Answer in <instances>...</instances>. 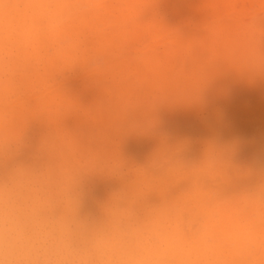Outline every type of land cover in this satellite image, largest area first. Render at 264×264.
Instances as JSON below:
<instances>
[{"label": "clouds", "instance_id": "9594fccd", "mask_svg": "<svg viewBox=\"0 0 264 264\" xmlns=\"http://www.w3.org/2000/svg\"><path fill=\"white\" fill-rule=\"evenodd\" d=\"M158 2L0 0V264H264V161L241 165L215 138L193 155L163 134L141 163L122 151L159 123L140 72L150 39L191 58L187 102L225 69L264 79V0L218 5L232 24L200 26L207 56ZM76 71L97 89L90 104L66 87ZM94 179L115 186L89 209Z\"/></svg>", "mask_w": 264, "mask_h": 264}, {"label": "bare ground", "instance_id": "6f19581e", "mask_svg": "<svg viewBox=\"0 0 264 264\" xmlns=\"http://www.w3.org/2000/svg\"><path fill=\"white\" fill-rule=\"evenodd\" d=\"M174 2L173 8L179 11V9L193 4L194 0H175ZM163 3L158 2L156 5V11L159 13L165 11V9H162L164 7ZM213 10L216 11L215 9ZM187 14L186 16H188ZM195 15L188 16L189 18L186 19V22L190 24L192 17L196 18L193 20H203L202 15H198V17H201L200 19L195 17ZM214 15L218 16V13H214ZM232 19L233 17L228 16L226 18L220 17L219 20L211 23H206V19L199 22L208 28L213 26L228 27L232 24ZM207 20L209 21V19ZM183 21L185 22L184 19ZM201 25L190 29L188 26L180 28L178 23V32L184 37H189V39H203L206 45L204 54L207 56L211 54L212 36L209 33H198ZM175 28L177 27L175 26ZM159 45L158 48H154V46L148 47L147 63L140 68L145 80V91L158 97L161 103L157 113L159 123L155 129L156 135H143L140 138V136L132 134L127 139L132 137L130 140L134 138L133 141L131 140L129 145L124 143V146L122 145L124 151L128 148L127 154H129V152L138 150L142 155L137 153V151V154L133 152V159L140 158V160L135 162L141 163L156 147L157 135L163 134L172 141L188 140L191 143L193 155L199 154L206 140L215 138L223 142L237 144L236 161L241 165L249 166L258 161H264V79L250 80L232 70L225 69L209 79L199 101L187 102V90L190 91L194 86L193 62L190 57L178 50L177 44L172 39H162ZM75 79V77H71L69 81H75ZM82 81L88 80L84 78ZM66 87L72 95L85 105L90 104L97 95V89L92 85L81 88L82 85L66 84ZM92 96L94 97L91 98ZM167 111L172 115H170L171 118L169 120H166L160 114L161 112L165 114ZM39 132V126H34L31 130V135L33 137L38 136ZM135 137L140 143L138 141L135 142ZM144 142L147 144L145 145ZM131 144H136L132 146L137 149L131 147ZM137 146L142 148L145 146L143 148L144 151L142 150L143 152H141V147L138 149ZM147 150L150 153H147ZM145 154L146 156L144 157L143 155ZM136 155H141L144 159L142 160L141 157H136ZM131 156L129 157L132 158L133 156ZM114 186L115 183L113 181L94 179L89 184L86 203L90 201L89 203L92 205L91 201L95 203ZM92 209H94V206Z\"/></svg>", "mask_w": 264, "mask_h": 264}, {"label": "rangeland", "instance_id": "374dc122", "mask_svg": "<svg viewBox=\"0 0 264 264\" xmlns=\"http://www.w3.org/2000/svg\"><path fill=\"white\" fill-rule=\"evenodd\" d=\"M163 1V0H162ZM161 0L159 1V3H163V2H165L166 3V6H165V3H163V5H164V7L162 8V9H165V11L164 12H162V13H159L158 11H156L157 13H158V16L161 18V20H162V22L168 27V28H171V29H174V30H179V28H178V23H179V27L180 28H185V27H189L190 29H193V28H195V26H197V25H201L200 24V22L199 21H205V19H206V23H211V22H214L215 20H219V18L221 17V18H226V17H232V11H231V9L229 10V8H223V7H217L218 5L219 6H222V5H231L232 3L233 4H244V3H246L247 2V0H194V3L193 4H190V5H188V6H186V7H183V8H181V9H179V11H178V9H174L173 7H174V1L175 0H164L163 2H162ZM214 1V2H213ZM220 1V2H219ZM231 2V3H230ZM169 3V4H168ZM171 3V4H170ZM214 3V4H213ZM218 3H220V4H218ZM218 4V5H217ZM167 5H168V7H167ZM172 6V7H171ZM202 6V7H201ZM211 6V7H210ZM214 6H215V8H214ZM202 8V9H201ZM207 8V9H206ZM191 11H190V10ZM209 9V10H208ZM212 9V10H211ZM213 9H215L216 11H214ZM219 9V10H218ZM220 10H221V13L219 14V12H220ZM224 10V11H223ZM198 11V12H197ZM203 11V12H202ZM179 12V13H178ZM181 12V13H180ZM186 12V13H185ZM187 12H188V14H187ZM218 13V16L217 15H214V13L215 14H217ZM224 12V13H223ZM227 12V13H226ZM184 13V14H183ZM195 13H197V15H195ZM204 13H205V15H204ZM168 14V15H167ZM186 14L189 16V17H191V16H194L195 15V17H198V15L200 14V15H202L201 17H203V20H193V19H196V18H191L190 20V24L189 23H187L186 22V19H188L189 17L188 16H186ZM190 14V15H189ZM212 16H211V15ZM177 15V16H176ZM178 15H180V16H178ZM207 15H209L208 17H207ZM220 15V16H219ZM177 17V18H176ZM201 17H198L199 19L201 18ZM197 18V19H198ZM205 18V19H204ZM183 19L185 20V22L183 21ZM207 19H209V21L207 20ZM176 21V22H175ZM169 22V23H168ZM174 23L176 24L175 26L177 27V28H175V26H174ZM169 24H170V26H169ZM174 27V28H173ZM167 37H160V38H153V39H150V41H149V44H148V47H150V46H154V48H158V46H160L159 44L161 43V40L162 39H166ZM168 39V38H167ZM156 44V45H155ZM160 48V47H159ZM71 77H75L76 79H75V81H69L70 79H71ZM84 78H86L85 76H83V73H81V72H79V71H76V72H73V73H70L69 75H68V78H67V80H66V84H73V85H82V87L81 88H84V87H88L89 85H91L90 83H89V81H82ZM189 92V90H187V93ZM223 93H224V91H223ZM94 96H92L91 98H93ZM90 98V99H91ZM161 114V116H163V117H165V119L167 120H169V118H171V114L167 111V112H165V114L163 113L162 114V112L160 113ZM159 114V115H160ZM171 115V116H170ZM160 116V117H161ZM167 117V118H166ZM136 134H134V136H135ZM129 136H132V135H129ZM129 136H127V137H129ZM133 136V137H134ZM136 136H140V138H141V135H136ZM127 137L124 139V141H123V143L126 145V144H130V141L132 140L133 141V139H131L130 140V138H132V137H130V138H128L127 139ZM135 142H137L138 141V143H140L139 142V140L137 139V137H135ZM145 139V138H144ZM146 140V139H145ZM126 141V142H125ZM143 143V142H142ZM137 144V143H136ZM135 144V145H136ZM144 144H145V142H144ZM147 144V143H146ZM145 144V145H146ZM132 145H134V144H131L130 146L131 147H133V148H135L134 146H132ZM141 145V144H140ZM124 146V145H123ZM138 146H139V144H138ZM137 146V147H138ZM143 146V145H142ZM141 147V146H140ZM140 147H138V149H140ZM145 147V146H144ZM143 147V148H144ZM142 147H141V152H143L144 151V149H143ZM130 149V148H129ZM135 149H137V148H135ZM134 149V150H135ZM145 149H147V148H145ZM122 150L124 151V149L122 148ZM125 150H126V148H125ZM127 150H128V148H127ZM124 151L123 153H124V155H126V157L127 158H129L131 161H136V160H140V158L138 159H133L134 158V156H133V152H135L136 153V151H137V153H140L138 150H136V151H133V152H129V154H127V152L128 151ZM143 150V151H142ZM148 152L147 153H150V151L149 150H147ZM136 153V154H137ZM145 153V152H144ZM146 153V154H147ZM141 155H142V153H140ZM146 154L145 155H143L144 157L146 156ZM130 155H132L131 157L132 158H130L129 156ZM141 155L139 156V155H136V157H141ZM148 155V154H147ZM142 158V157H141ZM246 158V157H245ZM244 158V159H245ZM144 158H142V160H143ZM146 159V158H145ZM247 159V158H246ZM141 160V161H142ZM144 161V160H143ZM137 162V161H136ZM88 200H89V198H88ZM87 201V200H86ZM90 201H88V203H86V207H88V206H90V207H88V208H91L92 209V207L94 206V202H92L91 201V204L92 205H90V203H89ZM87 204H88V206H87ZM92 206V207H91Z\"/></svg>", "mask_w": 264, "mask_h": 264}]
</instances>
